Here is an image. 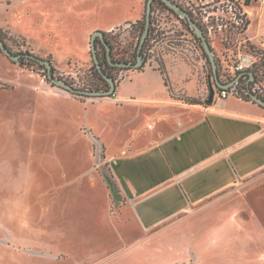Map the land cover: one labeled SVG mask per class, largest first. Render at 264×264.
<instances>
[{
	"label": "crops",
	"instance_id": "1",
	"mask_svg": "<svg viewBox=\"0 0 264 264\" xmlns=\"http://www.w3.org/2000/svg\"><path fill=\"white\" fill-rule=\"evenodd\" d=\"M25 1L27 47L67 74L90 67L95 31L144 15L142 0ZM248 12L259 44L264 0ZM168 75L123 68L114 94L81 98L0 51V264H18V230L46 250L24 264H264V106ZM18 200L35 201L19 224Z\"/></svg>",
	"mask_w": 264,
	"mask_h": 264
},
{
	"label": "rangeland",
	"instance_id": "2",
	"mask_svg": "<svg viewBox=\"0 0 264 264\" xmlns=\"http://www.w3.org/2000/svg\"><path fill=\"white\" fill-rule=\"evenodd\" d=\"M31 1L36 2L39 0ZM142 1L144 3V15L140 21L145 23L147 0ZM174 1L193 14L196 21L207 35L213 47L221 81H226L228 78L232 80L238 76L239 72H233L232 66L240 59V56L256 54V57H263V59H256L264 64V48L258 43H252L247 40L244 36V32L238 28L239 25L235 24L236 18L240 19L241 24L244 21L239 17H243L240 6L243 7V11L250 19L248 6L258 0H252L250 5H244V0ZM29 5L30 3H27L25 0H0V18L2 20L9 19L11 26L16 30L18 29V31L13 33L8 29L1 28L7 43L16 52L29 49L27 45L29 42L28 34H30V32L26 29L27 26L24 21L28 15L32 14L27 7ZM181 18L182 17L167 9L159 0L153 1L151 10L152 31L147 36L149 39L147 42L145 41V48L152 46L155 48V53L150 56V59H146V63L143 66L162 69V71L167 74V79L169 82L171 81V83L172 80L168 75V67H172V70L179 73L180 78L184 79L185 82L195 81V89H198L199 93L204 94L201 95V97L207 99L211 88L215 87L211 64L203 53L201 41L196 39L192 31L182 22ZM140 25L141 22L127 23L121 26L115 34L111 35V43L113 45L111 55L113 61H131L133 64L137 62L133 55L141 32ZM20 36L25 39V44ZM153 38H155L154 42H152ZM252 59L255 58L253 57ZM93 65L94 61H92L89 68L76 73L67 74L57 71L56 77L82 89H108L104 86L103 82L95 76ZM33 67L39 69L37 66ZM122 69L123 67L112 69V75L116 78V81L121 78ZM185 71L189 73L184 76ZM39 74L44 77L41 73ZM5 143H7V137H0V144ZM103 171L110 180L114 192H116V184L106 165H103ZM34 202L35 201H17L18 224L24 219L26 212L29 214L31 210H34ZM17 236L18 264H24L25 256H28L30 260L34 258L39 259V256L46 251L41 246L42 240L40 233H26L18 230ZM28 264L39 263L29 262Z\"/></svg>",
	"mask_w": 264,
	"mask_h": 264
},
{
	"label": "water",
	"instance_id": "3",
	"mask_svg": "<svg viewBox=\"0 0 264 264\" xmlns=\"http://www.w3.org/2000/svg\"><path fill=\"white\" fill-rule=\"evenodd\" d=\"M154 0H147L146 4V24H145V30L142 34V37L140 39L139 47L137 50V62L135 64L131 62H122V61H113L112 55H111V47L106 40V37L104 35V32L101 30H97L92 34L91 37V49H92V55H93V60L94 63L96 64L97 68L99 69V72L102 74V76L108 81L109 83V88L106 90H89V89H82V88H77L74 85L56 77L52 72H51V65L48 60H43V62L46 63L48 67V78L52 83L55 85L62 87L72 93H77L80 95H85L87 97H104V96H110L115 93L116 90V81L113 77H108L106 74H104L102 66L100 65L99 58L97 56V49H96V39H100L103 44L105 45V48L107 50V56H108V61L112 66L116 67H123V68H139L143 65L144 60L142 57V49L144 46V43L147 39V36L150 31V25H151V10H152V5H153ZM167 7L170 9L180 12L183 18H186L187 21L189 22L190 26L194 30L195 35L201 39L202 45L204 48L205 53L208 55L209 60L212 65V71L214 74V78L216 81V84L221 87V88H229L232 85H234L236 82H239L240 78L247 73L250 76V79H253V72L252 71H244L240 72L238 76L235 78V80L231 82L224 83L220 80L219 78V73H218V64L214 55V52L211 48L210 42L208 40V37L206 36L204 30L202 27L193 19L192 15L184 9L180 4L173 0H162ZM0 49L1 51L6 54L8 57L11 59H18L21 54H15L13 51H11L7 46L5 41L0 37ZM252 99L264 106V99L255 93H251Z\"/></svg>",
	"mask_w": 264,
	"mask_h": 264
},
{
	"label": "trees",
	"instance_id": "4",
	"mask_svg": "<svg viewBox=\"0 0 264 264\" xmlns=\"http://www.w3.org/2000/svg\"><path fill=\"white\" fill-rule=\"evenodd\" d=\"M159 1H160L163 5H165V7H167V5H166L162 0H159ZM173 1H174V0H173ZM251 1H252V0H244V5H250ZM167 9H169V10H170L171 12H173L174 14H176V15L182 17V15H181L180 12H176V11L170 9L169 7H167ZM240 10L242 11V13H243V17H244V18L241 17V16H239V17L242 18L244 21H243V23H242L241 25L238 26V28L241 29L242 32H245V31L247 30L249 24H250V19L246 16V13L243 11V7H242V6H240ZM189 13H190V12H189ZM190 14L192 15L193 19L196 21V19H195V17L193 16V14H192V13H190ZM181 20H182V22L187 26V28L190 29V30L192 31V33L194 34V36L196 37V39H198V40L201 41V39L198 38V37L195 35L194 30H193L192 27L190 26V24H189V22L187 21V19L182 17ZM137 22H139V23L141 22V25H140L141 32H140V35H139V37H138V41H137V44H136L135 53H134V55H133V56L135 57L136 60H137V50H138V47H139L140 39H141L142 34H143L144 30H145L146 17H145V23H142V21H140V20H138ZM196 22H197V21H196ZM151 23H152V22H151ZM197 23H198V22H197ZM198 24H199V23H198ZM199 25H200V24H199ZM151 31H152V26L150 25V31H149V34L151 33ZM103 32H104V35H105V37H106V40L108 41V43H109V45H110V47H111V51H112V50H113V45H112V43H111V35H112V33H111V32H105V31H103ZM18 36H19V35H18ZM206 36H207V35H206ZM0 37L5 41L6 46H7L11 51H13V53H15V54H21V56H20L18 59H15V60H14V59H11L10 57H8L6 54H4V53L1 51V49H0V51H1L4 55H6V56H7L12 62H14V63H16V64H19V65L22 66V67H25V68H28V69H32V70H35V71L41 73V74L45 77V79H46L48 82H50L52 85H55V84L52 83V82L50 81V79L48 78V67H47L46 63L43 62V60H48V61L50 62V65H51V72L56 76L58 70H57L56 67L54 66V63H53V60H52L51 57H42V56H40V55L34 53L33 51L29 50V49H26L25 51H17V52L14 51V50L12 49V47L9 46V44H8L7 41H6V38H5L4 35L2 34L1 27H0ZM20 37L24 40V44H25V42H26L25 39H24L22 36H20ZM148 39H149V38L146 39V42L148 41ZM208 40H209V39H208ZM95 42H96L97 56H98V58H99V62H100V65L102 66V69H103L104 74H106L108 77H113V78L115 79V81H116V78L112 75V69H116V68H118V67H114V66H112V65L109 63V61H108V56H107V50H106L105 45L103 44V42H102L100 39H96ZM146 42L144 43V46H143V49H142V57H143V60H144L143 65L146 63V58H145V56H144V50H145ZM209 42H210V41H209ZM201 43H202V41H201ZM210 45H211V43H210ZM211 48H212V50H213L212 45H211ZM202 49H203V53H204L205 57L208 59L209 63L211 64L208 55H207V54L205 53V51H204L203 45H202ZM261 59H263V57H261ZM93 61H94V60H93ZM129 62H131V61H129ZM143 65H142L141 67H139V68H142ZM33 66H37L39 69H37V68H35V67H33ZM211 68H212V65H211ZM42 70H43V71H42ZM93 70H94L95 76H96L99 80H101V81L103 82V84H104L105 87L109 88V83H108V81H107V80L102 76V74L99 72V69L97 68V66H96L95 63H94V65H93ZM244 71H251V70H243V71H239V73H240V72H244ZM252 72H253V71H252ZM212 73H213V71H212ZM237 73H238V72H237ZM213 76H214V74H213ZM253 76H256V75L253 74ZM214 80H215V78H214ZM222 82L227 83L226 81H222ZM69 83H70V82H69ZM252 83H253V81H250V76H249L247 73H245V74L240 78V80H239V82H238V92H239V94H240L239 97H241V98H245V99H248V100H251L250 97H249L248 95H246V94L243 92V90H244L248 85H250V84H252ZM70 84H72V83H70ZM56 86H57V85H56ZM215 89H218V90L221 89V87H219V86L216 84V81H215V87H214V88H211V90H210V95H213ZM105 90H106V89H105ZM71 93H72V92H71ZM73 94H75V95H77V96H79V97H81V98L87 97V96H85V95H80V94H77V93H73ZM184 98H185L187 101H190V102H192V103H198V102H199L198 99H195V98H187V97H184ZM262 98L264 99V97H262ZM211 99H212V98H211ZM211 101H212V100H211ZM111 177H112V174H111ZM106 178H107V180H108V182H109V185L111 186L112 184H111L110 180L108 179L107 176H106Z\"/></svg>",
	"mask_w": 264,
	"mask_h": 264
},
{
	"label": "built area",
	"instance_id": "5",
	"mask_svg": "<svg viewBox=\"0 0 264 264\" xmlns=\"http://www.w3.org/2000/svg\"><path fill=\"white\" fill-rule=\"evenodd\" d=\"M235 24L241 25L240 19L236 18ZM154 41H155V38L152 39V42H154ZM259 45L264 48V37L260 40ZM153 53H155V48L152 46L151 47L148 46L144 50V56L146 59H150V56H152ZM253 57L255 59H252ZM239 58L240 59L237 60L232 66L233 72L237 73V72L243 71V70H251V71H253V74L256 75V76H253L252 80L250 79V81H253V83L248 85L243 90V92L246 95H248L252 101H254V100L251 97V93H255L256 95H258L260 97H264V64L259 62L258 59H256V58L261 59V57H256V54H251L248 56H246V55L240 56ZM122 72H123V69H122ZM233 80H235V78L232 80H229V78H228L226 80V82H231ZM75 87H77V86H75ZM77 88H79V87H77ZM230 95L240 96V94L238 92V82H236L234 85H232L229 88H221L219 90L215 89L213 95L209 94L208 99L212 98L211 100H213V98H226Z\"/></svg>",
	"mask_w": 264,
	"mask_h": 264
},
{
	"label": "flooded vegetation",
	"instance_id": "6",
	"mask_svg": "<svg viewBox=\"0 0 264 264\" xmlns=\"http://www.w3.org/2000/svg\"><path fill=\"white\" fill-rule=\"evenodd\" d=\"M179 4V3H178ZM114 67H116V66H114Z\"/></svg>",
	"mask_w": 264,
	"mask_h": 264
}]
</instances>
